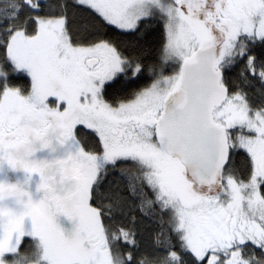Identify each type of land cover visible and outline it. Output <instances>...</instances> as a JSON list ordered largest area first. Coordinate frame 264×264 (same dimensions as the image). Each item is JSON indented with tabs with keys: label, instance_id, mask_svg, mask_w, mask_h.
<instances>
[{
	"label": "snow or ice",
	"instance_id": "1",
	"mask_svg": "<svg viewBox=\"0 0 264 264\" xmlns=\"http://www.w3.org/2000/svg\"><path fill=\"white\" fill-rule=\"evenodd\" d=\"M0 264H264V0H0Z\"/></svg>",
	"mask_w": 264,
	"mask_h": 264
}]
</instances>
